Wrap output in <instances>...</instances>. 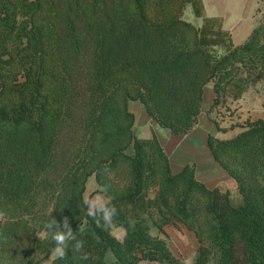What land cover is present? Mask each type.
I'll return each mask as SVG.
<instances>
[{
  "label": "trees",
  "instance_id": "16d2710c",
  "mask_svg": "<svg viewBox=\"0 0 264 264\" xmlns=\"http://www.w3.org/2000/svg\"><path fill=\"white\" fill-rule=\"evenodd\" d=\"M258 1L259 24L235 46L202 0H0V264H42L56 246L45 226L65 218L84 246L68 242L51 264H187L165 228L193 235L189 264H264V119L230 139L207 137L236 182L235 204L198 181L193 164L172 173L156 136L137 137L128 107L140 101L160 128L185 135L206 84L210 110L256 90ZM187 6L200 27L182 19ZM91 176L117 209L111 226L87 215Z\"/></svg>",
  "mask_w": 264,
  "mask_h": 264
},
{
  "label": "rangeland",
  "instance_id": "374dc122",
  "mask_svg": "<svg viewBox=\"0 0 264 264\" xmlns=\"http://www.w3.org/2000/svg\"><path fill=\"white\" fill-rule=\"evenodd\" d=\"M204 15L207 17H221L224 20V28L229 30L232 36V44L240 45L245 42L248 35L255 29L262 18V4L258 0H205ZM186 22L191 23L195 27H200L202 20L193 15L190 6H187L181 16ZM204 95L203 111L205 110L206 120L201 122V128L211 127V135L218 139H230L239 134L250 119L264 117V83L256 90L249 91L243 95L238 101L226 98L221 100L218 105L211 107V98L213 95L211 84L207 86ZM129 110L137 119V124L141 121V113L143 105L140 101H129ZM206 123V124H205ZM134 125L136 135L139 134V127ZM97 187L94 176L88 178L86 183V192L84 197L86 200L97 198L93 197ZM232 201L237 204L240 199L236 196ZM95 202L99 204L96 199ZM81 229V228H79ZM112 234L119 240L123 238L124 230L122 228H114ZM169 246L172 251H178L181 256L186 259L187 264L190 263L197 245L194 237L189 235L187 231L169 230L166 234ZM174 253V252H173ZM176 255V254H175ZM177 256V255H176ZM55 257L54 252L42 264H51ZM180 258V257H179ZM141 264H150L142 262Z\"/></svg>",
  "mask_w": 264,
  "mask_h": 264
},
{
  "label": "crops",
  "instance_id": "0c3cea01",
  "mask_svg": "<svg viewBox=\"0 0 264 264\" xmlns=\"http://www.w3.org/2000/svg\"><path fill=\"white\" fill-rule=\"evenodd\" d=\"M204 1L205 0H202L203 7L205 6ZM204 11H205V7H204ZM222 21L224 27L223 18ZM209 84H211V88H212L211 82L204 86L203 100L205 93L208 91L207 86ZM212 92L213 95L210 101L214 99L213 89ZM203 100H202L201 113L198 118V123L192 129V131H190L188 134L185 135H173L170 133V131L160 128L147 115L143 107V111L141 113V121L139 122V124H137V119L135 118V124H137V127L140 126L139 134L137 135V137L146 140L151 138L152 135L156 136V138L158 139L160 145L162 146L163 150L165 151L169 159L170 169L172 173L174 174L178 173L187 164H193L195 169V177L198 181L202 182L204 186H206L209 189L215 187H222L230 192L231 198L236 196L237 199H240L237 193L236 182L231 177H229V175L220 167V165H218V163L212 157L210 150L207 146V137L208 135H211V132H209V130H211V127L206 128L207 130L200 129L201 122H204V120H206L205 110L203 111V102H204ZM260 118L264 119V117H257L254 119H250V121L254 122V120ZM95 196L97 198H102L103 202H106V198L103 195L99 193H95L93 197ZM97 200L99 201V203L101 202L100 199ZM169 230H173V228H165V233L166 234L169 233ZM189 235L191 236L192 234L189 233ZM173 252L174 254L177 255V257H180V259L186 262V259L183 256H181L178 251H173ZM146 263L158 264L156 262H146Z\"/></svg>",
  "mask_w": 264,
  "mask_h": 264
},
{
  "label": "clouds",
  "instance_id": "9594fccd",
  "mask_svg": "<svg viewBox=\"0 0 264 264\" xmlns=\"http://www.w3.org/2000/svg\"><path fill=\"white\" fill-rule=\"evenodd\" d=\"M96 199H100L101 202L97 204ZM88 208L87 215L91 218H97L103 220L106 226H111L113 217L117 214V209L110 202H103L102 198H93L85 201ZM4 218V213L0 212V219ZM46 229L49 230L51 239L56 245L53 249L54 255L59 259L66 257L68 242L75 241L73 245L74 251L80 252L84 246L83 240L77 239L76 235L73 234L71 226L65 218L60 223H57L55 219L46 224ZM62 229V230H61ZM87 253L81 255V259H87Z\"/></svg>",
  "mask_w": 264,
  "mask_h": 264
}]
</instances>
